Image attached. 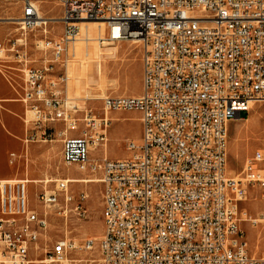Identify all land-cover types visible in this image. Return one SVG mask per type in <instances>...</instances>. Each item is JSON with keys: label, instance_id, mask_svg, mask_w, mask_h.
<instances>
[{"label": "built area", "instance_id": "built-area-1", "mask_svg": "<svg viewBox=\"0 0 264 264\" xmlns=\"http://www.w3.org/2000/svg\"><path fill=\"white\" fill-rule=\"evenodd\" d=\"M6 1L21 5L24 29L40 25V3L63 8L62 36L38 42L41 65L28 48L0 41V73L15 63L23 74L16 101L25 108V146L60 138L65 164L100 175L102 264H264L242 229L244 220L264 225V150L239 177L227 170L230 123L264 102V0ZM89 22H103L110 42L141 44L140 95L105 96L96 107L92 97L69 94L75 52L67 47ZM114 111L139 112L141 138L127 141L126 158L96 157L108 145ZM31 183L0 180V264H62L78 247L93 249L94 239L78 246L51 232L54 218L87 216L88 194L57 179L33 206ZM252 192L263 201L258 216L242 209Z\"/></svg>", "mask_w": 264, "mask_h": 264}, {"label": "rangeland", "instance_id": "rangeland-1", "mask_svg": "<svg viewBox=\"0 0 264 264\" xmlns=\"http://www.w3.org/2000/svg\"><path fill=\"white\" fill-rule=\"evenodd\" d=\"M20 4L0 0V41L8 48L14 44L16 48H28L33 65L39 66L44 58L36 48L38 42L46 39H59L63 34L64 25L59 18L63 8L58 2H44L39 4V17L46 20V25L33 29H23L18 19L22 15ZM98 22H89L91 40L89 44L85 31L80 33L75 46L69 44L70 62L69 94L78 97L94 98V105L101 107L102 98L109 95H140L143 91V51L141 44L135 41L110 42L104 39L107 36L105 25L99 29ZM100 38H103L100 39ZM84 50V51H83ZM90 51L89 56L85 51ZM0 73V177L30 178L27 176L28 166H31V153L41 158L45 153V160L38 164L42 174L38 183L29 185L30 200L37 206V193L44 186L48 189L55 187L57 179H66L67 176L98 180L93 182H73L70 191L79 195L88 194L85 204L87 216L79 218L69 215L68 222L54 218L51 227L52 234L68 235L76 241L78 246L86 239L96 240L93 249H75L70 259L72 262L62 264H102L98 248V240L104 230L103 221V185L100 175L83 172L75 165H67L63 161V143L57 138L51 143H37L42 146L33 152L20 140L24 137V105L16 99L17 91H21L23 74L15 63L2 64ZM17 90V91H16ZM99 113V112H98ZM101 113V112H100ZM111 119L109 141L107 147H99L93 152L96 157L102 156L105 151L109 158H126L127 141H139L142 134L141 114L137 111H114L108 113ZM43 146L46 147L44 151ZM57 146V148H56ZM264 150V102H254L251 110L242 117L232 121L229 126V146L227 170L231 176L239 177L246 160L257 150ZM16 153L18 159L12 161L11 153ZM17 174V176H15ZM248 216H258L263 212V201L257 193H251L248 200L242 204ZM242 229L246 232L250 252L261 254L264 252V225L251 228L248 220L242 222Z\"/></svg>", "mask_w": 264, "mask_h": 264}, {"label": "crops", "instance_id": "crops-1", "mask_svg": "<svg viewBox=\"0 0 264 264\" xmlns=\"http://www.w3.org/2000/svg\"><path fill=\"white\" fill-rule=\"evenodd\" d=\"M24 128H25V126H24ZM24 136H25V131H24ZM23 138L20 139L22 142H23ZM30 145L31 144H29L26 147H27L28 152L30 151V153H31ZM32 145H33V152H35L37 149H39L40 147H42V146L37 145V143H32ZM24 146H25V144H24ZM56 148H57V146H56ZM43 149H44V151H46V147L45 146H43ZM17 159H18V157H17ZM30 160H31V166L29 165L28 166V170H27V176H29L30 178H27V179H29L31 181L41 180L40 178H41L42 174H41V172H40V170L38 168V164L41 161H44L45 160V153H44V156L41 157V158H37V157L34 156V153H31V159ZM15 176H17V174ZM12 177H14V176L0 177V180L14 179ZM16 179H22V178H16Z\"/></svg>", "mask_w": 264, "mask_h": 264}, {"label": "bare ground", "instance_id": "bare-ground-1", "mask_svg": "<svg viewBox=\"0 0 264 264\" xmlns=\"http://www.w3.org/2000/svg\"><path fill=\"white\" fill-rule=\"evenodd\" d=\"M20 19H21V17H20ZM20 19H18V22H19V24H21V22H20ZM59 19H61V18H59ZM38 23L40 24L39 26H42L43 24L44 25H46L48 22L46 21V20H41V18H38ZM88 23H84V24H82L81 25V33L83 32V31H85V36H86V38H87V40L85 41L87 44H89V41L91 40V38H89L90 37V35H91V33H90V27H86V25H87ZM99 26V29L100 30H102V27L105 25L103 22H99V24H98ZM106 27V26H105ZM24 29V28H23ZM25 30H27V29H25ZM100 39H102V38H100ZM75 44H76V41H74L73 43H72V46H75ZM74 50H76V48H74L73 49V52H74ZM84 51V50H83ZM89 53H90V51H85V55H87V56H89ZM253 104L254 103H252V106H253ZM251 106V107H252ZM66 179H68V181L69 182H93V181H98V180H88V179H85V178H79V177H71V176H67L66 177ZM43 181H46V182H49V181H51V180H49V179H47V180H36V181H32V182H35V183H38V182H43ZM67 262H72V260H67L66 261V263Z\"/></svg>", "mask_w": 264, "mask_h": 264}]
</instances>
